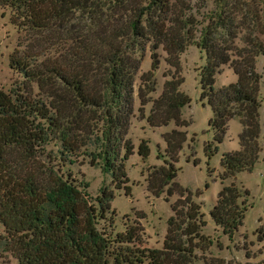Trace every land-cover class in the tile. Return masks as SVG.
Masks as SVG:
<instances>
[{
  "label": "trees",
  "instance_id": "16d2710c",
  "mask_svg": "<svg viewBox=\"0 0 264 264\" xmlns=\"http://www.w3.org/2000/svg\"><path fill=\"white\" fill-rule=\"evenodd\" d=\"M213 1L203 25L192 12V0H0L21 33L8 57L20 82L9 91L0 89V226L17 264L191 263L195 239L204 238L199 233L204 221L191 194L174 181L186 138L181 128L189 123L180 110L189 99L179 90L182 77L174 73L158 96L147 99L154 91L158 48L174 70L178 54L188 46L204 52L199 99L210 107L207 126L214 143L205 151L216 150L229 119L236 118L241 127L238 149L220 157L224 174L251 170L259 153L264 165V141H257L260 74L254 66L255 57L264 56L258 38L264 35V0ZM146 48L150 69L140 81L149 87L137 90L140 106L150 103L146 123L178 127L162 133L165 149L156 156L162 164L145 177L152 196L178 195L170 204L160 248L142 245L141 212L113 233L111 192L102 189L92 200L88 183L65 168L82 156L109 173L116 187L127 182L132 82ZM222 65L236 80L214 90ZM137 154L147 156L145 140L139 141ZM220 183L209 215L231 238L241 224L247 192L234 182ZM98 221L107 227L97 228ZM257 238H264V228L257 230Z\"/></svg>",
  "mask_w": 264,
  "mask_h": 264
},
{
  "label": "rangeland",
  "instance_id": "374dc122",
  "mask_svg": "<svg viewBox=\"0 0 264 264\" xmlns=\"http://www.w3.org/2000/svg\"><path fill=\"white\" fill-rule=\"evenodd\" d=\"M191 3L196 19L204 25L207 16L215 7L214 1L192 0ZM20 35L21 33L17 32L10 23V9L0 8V89L3 91H9L10 87L18 84L21 79L8 65V57ZM258 38L264 43V35H258ZM157 52L159 62L153 71L154 91L147 94V99L158 96L163 81L169 78L168 74L172 73L182 77L179 90L189 99V102L180 110L181 118L188 120L189 123L181 128L185 131L186 138L178 151L174 181L185 192L191 194L192 200L199 205V212L204 221L199 231L204 238L195 239L197 246L193 250L194 258L190 264H260L264 261V238L261 241L257 238V230L264 228V165L260 159L262 153H259L251 170H241L233 176L225 175L219 163L220 157L225 152L238 149L237 136L241 127L236 118L229 119L221 141L216 144V150L211 154L205 151L206 145L213 146L214 143L212 131L207 126L211 116L210 107L205 99H199V69L204 64V52L194 45L188 46L178 54V65L175 70L164 61L165 54L160 48ZM254 66L260 74L257 141L261 145L264 141V56H256ZM149 69L150 59L146 48L133 77V115L130 116L125 134V138L132 145V153L124 161L127 182L123 185L128 186V190H123L121 184L119 188L116 187L109 173H104L99 164L88 163V160L82 156L65 168L77 181L88 183L86 192L92 200L100 194L102 189L111 192L109 216L112 219L113 233L122 231L126 224L134 221L136 213L141 212L144 217L138 222L142 227V245L148 248H160L166 231V220L171 215L170 204L177 199L178 195L175 192L167 196L165 192H162L157 197L152 196L145 189V177L148 170L162 164L161 159L156 158L157 152L162 154L165 149L162 133L178 127L172 122L158 127H150L146 123L145 116L148 114L150 103L140 106L137 90L140 87L145 91L149 87V84L142 85L140 81V75ZM235 80L236 76L231 69L222 65L219 72L214 75L212 87L216 90ZM140 140H145L148 146V154L144 158L137 154ZM49 147L52 148V145ZM193 161L196 162L193 163ZM222 176L223 179L220 180ZM220 181L223 184L234 182L242 191L247 192L245 196L247 206L243 212L241 224L231 238L222 234L221 229L213 223L209 215L221 187ZM105 227H107L105 222H97V228L105 229ZM0 264H17L12 252L7 249L1 226Z\"/></svg>",
  "mask_w": 264,
  "mask_h": 264
}]
</instances>
